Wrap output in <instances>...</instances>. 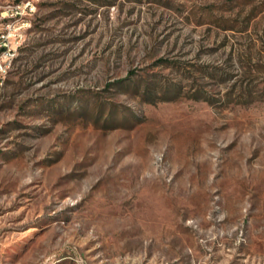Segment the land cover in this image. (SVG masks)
Returning <instances> with one entry per match:
<instances>
[{
  "label": "rangeland",
  "instance_id": "rangeland-1",
  "mask_svg": "<svg viewBox=\"0 0 264 264\" xmlns=\"http://www.w3.org/2000/svg\"><path fill=\"white\" fill-rule=\"evenodd\" d=\"M32 3L0 49V264H264V0Z\"/></svg>",
  "mask_w": 264,
  "mask_h": 264
},
{
  "label": "built area",
  "instance_id": "built-area-1",
  "mask_svg": "<svg viewBox=\"0 0 264 264\" xmlns=\"http://www.w3.org/2000/svg\"><path fill=\"white\" fill-rule=\"evenodd\" d=\"M34 10L32 0H0V40L1 50L10 54L11 48L7 47L5 39L12 35L15 23ZM1 27H4L2 30ZM6 31H8L6 33ZM7 47V48H6Z\"/></svg>",
  "mask_w": 264,
  "mask_h": 264
},
{
  "label": "bare ground",
  "instance_id": "bare-ground-1",
  "mask_svg": "<svg viewBox=\"0 0 264 264\" xmlns=\"http://www.w3.org/2000/svg\"><path fill=\"white\" fill-rule=\"evenodd\" d=\"M0 49H1V47H0Z\"/></svg>",
  "mask_w": 264,
  "mask_h": 264
}]
</instances>
